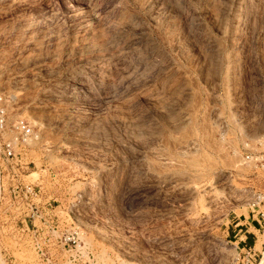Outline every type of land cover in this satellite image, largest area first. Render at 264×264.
Returning a JSON list of instances; mask_svg holds the SVG:
<instances>
[{
	"label": "rangeland",
	"instance_id": "obj_1",
	"mask_svg": "<svg viewBox=\"0 0 264 264\" xmlns=\"http://www.w3.org/2000/svg\"><path fill=\"white\" fill-rule=\"evenodd\" d=\"M0 97L101 264H264V0H0Z\"/></svg>",
	"mask_w": 264,
	"mask_h": 264
},
{
	"label": "built area",
	"instance_id": "obj_2",
	"mask_svg": "<svg viewBox=\"0 0 264 264\" xmlns=\"http://www.w3.org/2000/svg\"><path fill=\"white\" fill-rule=\"evenodd\" d=\"M37 138L32 123L0 97V264H101L81 221L50 214L51 204L29 180L23 148ZM246 159L264 170V144Z\"/></svg>",
	"mask_w": 264,
	"mask_h": 264
},
{
	"label": "bare ground",
	"instance_id": "obj_3",
	"mask_svg": "<svg viewBox=\"0 0 264 264\" xmlns=\"http://www.w3.org/2000/svg\"><path fill=\"white\" fill-rule=\"evenodd\" d=\"M238 1V0H237ZM227 10V9H226ZM236 10H237V8H236ZM244 10V9H243ZM249 11V10H248ZM224 15V14H223ZM237 20V19H236ZM253 21V20H252ZM238 22H240V21H238ZM223 29V28H222ZM221 34V33H220ZM254 35V34H253ZM246 43V42H245ZM248 45H249V43H248ZM248 50V49H247ZM215 55V54H214ZM100 74V73H99ZM96 75V74H95ZM189 96V95H188ZM62 97V96H61ZM194 107H195V105H193ZM156 107V106H155ZM196 110V109H195ZM188 112V111H187ZM193 117V116H192ZM194 120V119H193ZM178 121V120H177ZM189 124H190V122H189ZM206 124V123H205ZM174 125V124H173ZM189 126V125H188ZM208 126V125H207ZM206 126V127H207ZM128 127V126H127ZM155 127V126H154ZM205 127V126H204ZM172 128V127H171ZM176 128V127H175ZM140 129V128H139ZM134 130V129H133ZM136 130V129H135ZM184 130V129H183ZM187 131V130H186ZM190 131V130H189ZM188 131V132H189ZM192 131V130H191ZM214 131V130H213ZM213 131H212V134H213ZM182 133V132H181ZM185 135V134H184ZM186 136V135H185ZM191 137V136H190ZM186 138H188V137H186ZM176 139V138H175ZM211 139V138H210ZM209 139V140H210ZM214 139V138H213ZM156 141V140H155ZM173 141V140H172ZM191 141V140H190ZM177 142V141H176ZM174 143V142H173ZM178 143V142H177ZM186 143V141L184 142V143H181L180 142V144H181V147H183L184 145L183 144H185ZM188 143H190V142H188ZM188 143H186V145L188 144ZM172 144V143H171ZM193 144V143H192ZM192 144H191V146H192ZM194 144H196V143H194ZM183 145V146H182ZM212 145V144H211ZM189 145H187L186 147L188 148V150L190 149L189 147H188ZM197 146V145H196ZM166 147V146H165ZM179 147V146H178ZM173 148V147H172ZM180 148V147H179ZM183 149H185V148H183ZM191 149H192V147H191ZM221 149V148H220ZM182 149H180V151H181ZM185 151V150H184ZM190 151V150H189ZM182 152V151H181ZM186 152H187V150H186ZM223 152H225V151H223ZM198 153V152H197ZM165 154V153H164ZM182 154V156H183V153H181ZM185 154H187V153H185ZM199 155V154H198ZM197 155V156H198ZM186 157V156H185ZM199 157V156H198ZM123 159V158H122ZM119 160V159H118ZM200 160V159H199ZM123 161V160H122ZM201 161V160H200ZM119 162V161H118ZM117 162V163H118ZM122 163V162H121ZM201 163V162H200ZM178 164H179V162H178ZM195 165V164H194ZM209 165H212L211 163H209ZM156 167V166H155ZM168 167V166H167ZM173 167V166H172ZM176 167V166H175ZM213 167V166H212ZM152 168V167H151ZM160 168V167H159ZM162 168V167H161ZM166 168V167H165ZM200 168V167H199ZM158 170V169H157ZM161 170V169H160ZM159 170V171H160ZM158 172V171H157ZM165 172H166V170H165ZM160 173V172H159ZM137 174V173H136ZM147 176V175H146ZM170 176H171V174L170 175H168V177L166 176V178H169L170 179V181H171V183L173 184V186L175 187V188H178V189H180V190H184V191H186L187 192V194H193V192H194V188L192 187V186H190V184L188 183H184V182H181V180H180V178H179V180L177 179L176 180V178L175 179H173V178H170ZM187 176V175H186ZM140 177V176H139ZM163 178H164V176H162ZM162 177H160L161 179H162ZM159 178V179H160ZM166 178H164V179H166ZM147 179V178H146ZM156 180V179H155ZM167 180V179H166ZM169 181V182H170ZM155 182V181H154ZM156 183V182H155ZM170 183V184H171ZM231 186V185H230ZM232 187V186H231ZM173 188V187H172ZM209 189V188H208ZM207 192V191H206ZM212 192V191H211ZM209 193V192H208ZM208 193H206V195L208 194ZM183 195V194H182ZM211 196V195H210ZM213 196V195H212ZM183 197V196H182ZM192 197V196H191ZM171 198V197H170ZM208 198V197H207ZM206 198V199H207ZM213 198V197H212ZM215 198V199H214ZM214 200L213 201H216V200H219V197H216V196H214ZM222 198V197H221ZM174 199V198H173ZM252 199V198H251ZM192 200V199H191ZM201 202V201H200ZM207 202H209V201H207ZM172 203V202H171ZM169 204V203H168ZM193 204V203H192ZM201 204V203H200ZM218 204V203H217ZM211 205V204H210ZM181 206H183V205H181ZM180 206V207H181ZM194 206V205H193ZM184 207V206H183ZM187 208V207H186ZM185 208V209H186ZM191 208H195V207H191ZM202 210H203V208H202ZM201 212V211H200ZM211 213V212H210Z\"/></svg>",
	"mask_w": 264,
	"mask_h": 264
},
{
	"label": "crops",
	"instance_id": "obj_4",
	"mask_svg": "<svg viewBox=\"0 0 264 264\" xmlns=\"http://www.w3.org/2000/svg\"><path fill=\"white\" fill-rule=\"evenodd\" d=\"M260 231H261V230H259V232H260ZM246 232H248V231H246ZM242 238H243V236L240 237V239H242Z\"/></svg>",
	"mask_w": 264,
	"mask_h": 264
}]
</instances>
